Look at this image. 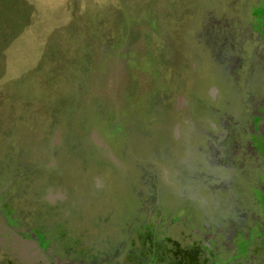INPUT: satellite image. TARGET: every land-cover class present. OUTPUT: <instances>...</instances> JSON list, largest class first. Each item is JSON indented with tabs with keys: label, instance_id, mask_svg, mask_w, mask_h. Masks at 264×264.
Masks as SVG:
<instances>
[{
	"label": "rangeland",
	"instance_id": "rangeland-1",
	"mask_svg": "<svg viewBox=\"0 0 264 264\" xmlns=\"http://www.w3.org/2000/svg\"><path fill=\"white\" fill-rule=\"evenodd\" d=\"M86 167L121 252L264 264V0H0L6 217L45 219Z\"/></svg>",
	"mask_w": 264,
	"mask_h": 264
},
{
	"label": "flooded vegetation",
	"instance_id": "flooded-vegetation-1",
	"mask_svg": "<svg viewBox=\"0 0 264 264\" xmlns=\"http://www.w3.org/2000/svg\"><path fill=\"white\" fill-rule=\"evenodd\" d=\"M94 136L101 142L100 145L93 141ZM90 140L110 159L115 169L121 167L112 151L99 139L96 129L91 130ZM57 141L58 138L52 145ZM56 163L54 159L48 166L53 168ZM186 164L188 168L192 167L190 163ZM89 170L83 168L74 182L56 181V187L48 189L38 198L47 206L45 219L41 221L26 223L21 210L20 220L11 221L6 217L4 202L0 201V264H153L151 246L144 255L138 254L134 248L132 250L131 246L121 252V245L127 243L129 238L119 236V230H115L117 225L111 235H105L109 221L101 215L103 211L99 203L108 199L112 189L101 183L99 175L90 176ZM57 176L61 179V173H57ZM104 179L113 180V186L115 181H120L114 176ZM114 187L119 193L118 186ZM151 210H144V227L150 223ZM98 212L100 219H97ZM198 256L199 253L192 247L191 251L183 254L181 264H199Z\"/></svg>",
	"mask_w": 264,
	"mask_h": 264
},
{
	"label": "water",
	"instance_id": "water-1",
	"mask_svg": "<svg viewBox=\"0 0 264 264\" xmlns=\"http://www.w3.org/2000/svg\"><path fill=\"white\" fill-rule=\"evenodd\" d=\"M213 92H214V90H212V93ZM182 103H183V98L182 97H179L178 98L179 107L182 105ZM55 138H56L55 140H57L58 136L56 135ZM93 141L96 142L98 145H100V143H101L95 136L93 137Z\"/></svg>",
	"mask_w": 264,
	"mask_h": 264
}]
</instances>
